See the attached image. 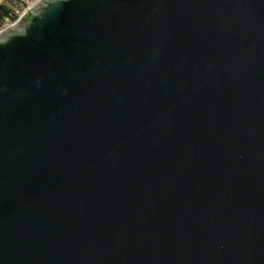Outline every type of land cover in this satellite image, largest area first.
<instances>
[{
  "label": "water",
  "instance_id": "95a60500",
  "mask_svg": "<svg viewBox=\"0 0 264 264\" xmlns=\"http://www.w3.org/2000/svg\"><path fill=\"white\" fill-rule=\"evenodd\" d=\"M0 264H264V0H41L1 32Z\"/></svg>",
  "mask_w": 264,
  "mask_h": 264
},
{
  "label": "built area",
  "instance_id": "2783aa9c",
  "mask_svg": "<svg viewBox=\"0 0 264 264\" xmlns=\"http://www.w3.org/2000/svg\"><path fill=\"white\" fill-rule=\"evenodd\" d=\"M41 0H0V5L8 9V14L0 23V33L15 26Z\"/></svg>",
  "mask_w": 264,
  "mask_h": 264
},
{
  "label": "trees",
  "instance_id": "16d2710c",
  "mask_svg": "<svg viewBox=\"0 0 264 264\" xmlns=\"http://www.w3.org/2000/svg\"><path fill=\"white\" fill-rule=\"evenodd\" d=\"M7 14H8V9L0 5V23Z\"/></svg>",
  "mask_w": 264,
  "mask_h": 264
}]
</instances>
